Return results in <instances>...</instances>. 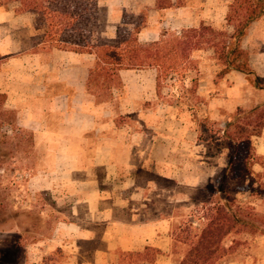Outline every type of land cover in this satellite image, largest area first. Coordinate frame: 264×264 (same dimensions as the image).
Instances as JSON below:
<instances>
[{
	"label": "crops",
	"instance_id": "1",
	"mask_svg": "<svg viewBox=\"0 0 264 264\" xmlns=\"http://www.w3.org/2000/svg\"><path fill=\"white\" fill-rule=\"evenodd\" d=\"M97 1L101 36L108 39L116 37L125 14L142 22L138 40L143 44L166 31L179 34L202 24L232 30L226 16L233 0ZM19 15L24 37L12 9L0 8V94L15 111L17 126L40 141L34 147L38 156L25 159L32 168L28 198L47 194L55 202L51 230L28 244L36 262L31 264H117L120 252L147 247L159 250L150 264H180L187 246L176 238L184 228L179 219L194 217L198 190L228 165L227 149L210 153L196 121L223 128L238 109L264 104V88L239 71L220 75L215 50L206 47L192 53L199 99L189 103L196 114L158 94L154 67L121 69L122 90H105L103 98L88 87L94 54L32 50L36 17ZM242 46L252 69L264 77V16L250 26ZM129 118L136 120L135 128L125 122ZM253 145L264 157V129ZM254 168L263 171L260 164ZM48 211L41 204L46 224ZM230 256L228 264L256 259L264 264V236Z\"/></svg>",
	"mask_w": 264,
	"mask_h": 264
},
{
	"label": "trees",
	"instance_id": "2",
	"mask_svg": "<svg viewBox=\"0 0 264 264\" xmlns=\"http://www.w3.org/2000/svg\"><path fill=\"white\" fill-rule=\"evenodd\" d=\"M0 8L35 15L36 48L94 54L96 63L88 84L93 92L121 85V69L154 67L158 94L170 85L167 101L187 105L194 112L189 101L199 99L198 65L192 53L206 47L214 48L220 75L239 71L264 88V77L252 69L250 53L242 46L250 26L264 16V0H233L226 16L232 30L202 24L179 34L166 31L159 40L146 44L138 40L142 22L129 14L124 15L115 38L102 37L97 0H0ZM0 98L5 96L0 94ZM263 129L264 104L238 109L223 128L211 130L206 140L217 151L227 149L228 165L207 188L198 190L194 217L177 233V240L187 246L180 264H217L229 251L223 242L231 233L264 236V157L253 145V138ZM256 164L263 171L255 170ZM158 253L150 247L143 252H120L117 264H150Z\"/></svg>",
	"mask_w": 264,
	"mask_h": 264
},
{
	"label": "rangeland",
	"instance_id": "3",
	"mask_svg": "<svg viewBox=\"0 0 264 264\" xmlns=\"http://www.w3.org/2000/svg\"><path fill=\"white\" fill-rule=\"evenodd\" d=\"M192 2L196 4L198 0H192ZM12 11L14 12V10ZM14 14L17 19L18 34L24 37L25 32L21 34L19 31V27L25 22L24 18L22 19L15 12ZM226 29L228 30V28ZM36 35L37 32L30 39L32 50L34 51L42 49L35 47L38 41ZM260 48L263 49L264 47L261 46ZM0 62H2L1 57ZM116 88L119 91L122 90L121 85H118ZM171 89L170 85L166 86L160 96L170 97L169 93H171ZM96 93H100V96L103 98L108 96L105 90L101 88ZM4 101L5 99L0 98V264H31L36 262L30 258L31 254L29 253L31 250L28 248V244L36 240L40 234L51 230L55 220V215L52 214L54 210L51 209L54 208L55 202L47 194L40 198H28L27 193L30 191L27 188V173L32 172V168L26 167L25 159H32V157L38 156L37 152H34V147L38 146L40 141L30 132L22 130L17 126L15 111L8 107ZM125 122L131 128L137 126L136 120L133 118H129ZM196 122L205 124V127H200V137L202 140H210L211 130H215L218 125L210 120L205 122L198 120ZM14 125L16 127L13 130L12 127ZM203 144L212 147L209 151L210 153L217 151V147L211 142L207 141ZM41 204H46L49 207L48 214L50 218L47 224L41 216ZM190 207H188V211L191 210L189 213L193 212V208ZM183 209L185 208L183 207ZM188 216L189 214H185L180 217L179 221L183 224L189 218ZM234 237L233 233L224 240L223 245L229 250L226 255H229L217 264H228L231 259L230 254L238 249L245 251L249 240L253 239L251 236L248 237V235L242 234L238 238ZM233 240L235 243L231 246ZM39 263H41V260H39ZM260 263L256 259L255 264ZM43 264H46L45 261Z\"/></svg>",
	"mask_w": 264,
	"mask_h": 264
}]
</instances>
